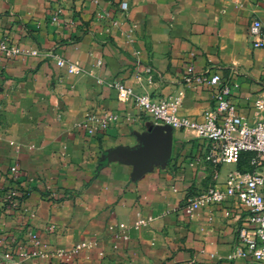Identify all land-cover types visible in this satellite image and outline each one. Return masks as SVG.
I'll return each mask as SVG.
<instances>
[{
  "label": "crops",
  "instance_id": "obj_1",
  "mask_svg": "<svg viewBox=\"0 0 264 264\" xmlns=\"http://www.w3.org/2000/svg\"><path fill=\"white\" fill-rule=\"evenodd\" d=\"M122 2L126 10L120 8ZM56 8L61 13L53 22ZM102 11L117 21L109 31L98 20ZM255 17L264 18V0H0V37L83 68L73 75L51 57L0 58V188L9 185L3 176L13 164L21 169L22 187L30 188L26 211L0 213L4 234L27 241L24 220L49 251L95 240L69 264H251L228 258L245 215L238 205L204 208L190 219L177 209L210 187L214 172L219 179L227 172L221 176L222 167L200 161L206 145L193 130H173L169 160L136 179L131 165L105 154L117 145L136 146L134 133L158 124L119 101L109 86L113 80L154 98L178 96L179 112L199 119L213 105L212 91L186 83V66L223 73L235 67L234 98L239 112L252 121L264 63V50L253 49L248 37ZM130 28L133 44L125 39ZM139 62L152 67L150 83L137 79ZM104 112L119 114L105 133L78 131L87 114ZM50 187H63L72 196L54 203L43 196ZM148 215L157 218L131 229L129 239L113 247L117 223L134 224ZM50 222L57 226L54 233L43 231ZM15 260L60 263L51 254ZM0 264L6 261L0 259Z\"/></svg>",
  "mask_w": 264,
  "mask_h": 264
},
{
  "label": "built area",
  "instance_id": "obj_2",
  "mask_svg": "<svg viewBox=\"0 0 264 264\" xmlns=\"http://www.w3.org/2000/svg\"><path fill=\"white\" fill-rule=\"evenodd\" d=\"M122 10L127 9L126 2L120 5ZM61 10L56 8L52 13V21L58 22ZM98 20L103 22L105 30L109 31L117 21L109 11H102ZM248 37L253 49L264 50V18L255 17L248 26ZM126 42L134 43L133 29L125 32ZM135 56L139 51L133 49ZM24 57H51L58 68L68 74L77 75L83 68L66 58L40 50L19 45L7 35L0 37V58L17 59ZM138 66L137 79L150 83L153 70L148 64ZM238 74L235 67L229 68L227 73L221 71H194L191 65L186 66L183 80L193 85L212 91L213 105L205 110L199 119H194L179 112L182 103L178 96L167 98H154L148 92H135L133 88L122 80H113L109 86L115 90L117 99L127 102L137 111V114H146L155 123L166 124L173 130H193L198 138L205 141V148L200 154L202 162L209 163L214 168L233 165L224 179L219 180L218 172H214V183L203 192L192 195L177 207L179 213L185 218H192L201 209L220 206L226 202L238 205L245 215L236 229L237 246L228 258L230 260L243 259L251 264H264V63L259 80V90L252 100L253 119L250 121L239 112L234 92L238 82L234 79ZM143 75V76H142ZM124 116L129 119L130 115ZM118 113L104 112L101 115L87 114L85 121L80 125L88 136L105 133L111 123H115ZM247 155V163L251 171H238L237 164L242 156ZM9 185L0 188V211L6 209L12 212L26 211L24 200L20 196L24 191L21 185V174L16 164L11 165L3 176ZM20 181V182H19ZM22 189V190H21ZM55 191L49 190L47 199L53 201ZM228 214V212H225ZM34 213H29L28 217ZM156 216H139L134 224L119 222L112 231L114 248L117 241L129 239L131 229H141L155 220ZM21 230H24L27 241L12 238V234L5 235L0 228V259L6 264H18L15 258H44L51 256L57 258L59 264H69L82 250L90 249L95 240H82L68 249L47 250L39 233L24 220L21 221ZM44 232L57 231L55 223L50 222L43 228Z\"/></svg>",
  "mask_w": 264,
  "mask_h": 264
},
{
  "label": "water",
  "instance_id": "obj_3",
  "mask_svg": "<svg viewBox=\"0 0 264 264\" xmlns=\"http://www.w3.org/2000/svg\"><path fill=\"white\" fill-rule=\"evenodd\" d=\"M171 126L166 124H154L145 132L134 135L138 144L134 147L117 145L106 151L107 159L118 158L123 163L133 167L131 177L136 179L149 171L153 165L165 164L172 151Z\"/></svg>",
  "mask_w": 264,
  "mask_h": 264
},
{
  "label": "trees",
  "instance_id": "obj_4",
  "mask_svg": "<svg viewBox=\"0 0 264 264\" xmlns=\"http://www.w3.org/2000/svg\"><path fill=\"white\" fill-rule=\"evenodd\" d=\"M78 131H83V129L81 128V126H79V128H78ZM83 134H84V131H83ZM94 135H97V134H93L92 136H94ZM242 158L245 160V162H247V155L246 154H244L243 156H242ZM241 158V159H242ZM240 159V160H241ZM240 160H239V162H240ZM241 171H248V169H242ZM22 181V180H21ZM20 182V181H19ZM22 190V189H21ZM26 190H30V188H27ZM68 190H66L65 188H63V187H58L56 190H55V197H54V199H53V201L52 202H54V203H61V202H63L68 196H69V194H68ZM44 195H45V193H44ZM27 198V192L26 191H24L23 193H22V195L20 196V199L21 200H25ZM10 211L9 210H6V209H1V211H0V213H2V214H8Z\"/></svg>",
  "mask_w": 264,
  "mask_h": 264
},
{
  "label": "rangeland",
  "instance_id": "obj_5",
  "mask_svg": "<svg viewBox=\"0 0 264 264\" xmlns=\"http://www.w3.org/2000/svg\"><path fill=\"white\" fill-rule=\"evenodd\" d=\"M17 165V164H16ZM27 166L29 165V166H31L32 164L31 163H27L26 164ZM18 166V165H17ZM223 169H222V171H221V176L226 172V174L230 171V170H232V169H234V166L233 165H226V164H224L223 166H221ZM237 169H238V171H241L242 169H248V171H251L252 170V168L251 167H249V165H248V163L247 162H245V160L242 158L241 160H240V162H238V164H237ZM18 168H19V166H18ZM19 170H20V174H22V172H21V169L19 168ZM242 172V171H241ZM226 174L225 175H223L224 177L222 178V179H224L225 178V176H226ZM222 179H219V180H222ZM214 181H215V179H214V177L213 178H211V181H210V183H214ZM29 184V183H28ZM211 184V185H212ZM27 186H29V185H27ZM58 187H50V189H45V190H43V196L47 199V193H48V191L49 190H56ZM44 193H45V195H44ZM68 194H69V196L66 198V199H68L70 196H72L71 194V192L69 191L68 192ZM65 199V200H66Z\"/></svg>",
  "mask_w": 264,
  "mask_h": 264
}]
</instances>
